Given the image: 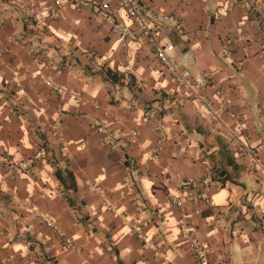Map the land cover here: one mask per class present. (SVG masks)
I'll use <instances>...</instances> for the list:
<instances>
[{
	"label": "crops",
	"instance_id": "obj_1",
	"mask_svg": "<svg viewBox=\"0 0 264 264\" xmlns=\"http://www.w3.org/2000/svg\"><path fill=\"white\" fill-rule=\"evenodd\" d=\"M85 1L0 0V264H264V0H139L182 24L171 55L217 83L223 124ZM204 177L201 263L174 202Z\"/></svg>",
	"mask_w": 264,
	"mask_h": 264
},
{
	"label": "built area",
	"instance_id": "obj_2",
	"mask_svg": "<svg viewBox=\"0 0 264 264\" xmlns=\"http://www.w3.org/2000/svg\"><path fill=\"white\" fill-rule=\"evenodd\" d=\"M114 1L117 7L114 6ZM56 5H60V3L57 1ZM76 5L78 7L84 5L96 11L105 12L107 15L106 20L113 25V30L118 34L126 35L129 34V30L126 27L115 26L113 20V16L117 11H123L151 46L158 61L172 81L185 87L193 100L205 106L210 111L214 121L224 123V109L215 108L212 99L205 94L208 89L218 93L217 83L207 75L199 78L194 76L191 70L194 57L189 51L184 52L180 59L171 55L175 50V45L167 41L163 31L165 24H174L176 29L183 33L182 24L178 22L174 15L156 17L154 11L142 5L139 0H87L83 3L77 2ZM47 85L59 94H69L71 92L68 86L57 85L53 80L48 81ZM73 95L78 102L82 100L79 92H73ZM228 132L230 137L236 138L240 134V128ZM39 154L41 155V153ZM202 162L206 164V161ZM213 185V181L209 177H204L200 181L184 180L180 183L179 195L174 202L183 210V214L178 220L181 236L190 244L194 255L201 263L207 261V250L194 230V219L201 213V204H210L208 189ZM106 211L115 218L123 216L118 213L113 205H106ZM49 225L53 226V223H49Z\"/></svg>",
	"mask_w": 264,
	"mask_h": 264
},
{
	"label": "trees",
	"instance_id": "obj_3",
	"mask_svg": "<svg viewBox=\"0 0 264 264\" xmlns=\"http://www.w3.org/2000/svg\"><path fill=\"white\" fill-rule=\"evenodd\" d=\"M60 178H61V177H60ZM68 178H69V179H73V175L70 174ZM61 180L64 181L62 178H61ZM74 185H75V184H73L72 186H74Z\"/></svg>",
	"mask_w": 264,
	"mask_h": 264
}]
</instances>
